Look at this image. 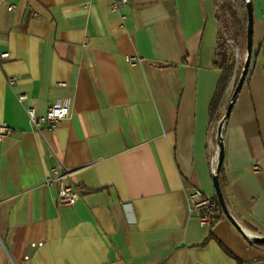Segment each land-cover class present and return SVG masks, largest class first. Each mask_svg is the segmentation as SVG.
<instances>
[{"label":"crops","instance_id":"1","mask_svg":"<svg viewBox=\"0 0 264 264\" xmlns=\"http://www.w3.org/2000/svg\"><path fill=\"white\" fill-rule=\"evenodd\" d=\"M250 2L222 177L234 219L264 235V0ZM215 11L214 0H129L118 12L109 0H0V124L11 129L0 139V264H264L225 216L202 223L185 198L191 187L215 196L216 127L233 86L231 75L211 119ZM53 103L67 115L34 129L24 105L43 115ZM54 166L80 191L73 205L44 184Z\"/></svg>","mask_w":264,"mask_h":264},{"label":"built area","instance_id":"2","mask_svg":"<svg viewBox=\"0 0 264 264\" xmlns=\"http://www.w3.org/2000/svg\"><path fill=\"white\" fill-rule=\"evenodd\" d=\"M129 0H109V9L111 12H118L122 7L127 6ZM12 5L8 6L10 10ZM7 57V53H0V58ZM133 57H126L127 62H132ZM9 83L12 82L10 78ZM26 100L25 93L17 94V101L22 103ZM24 111L28 116L34 129L39 130L42 127L51 129L55 127L68 113V107L62 103L51 104L43 115H37L33 106L24 105ZM11 131L5 123L0 124V139ZM257 166L253 169L257 170ZM214 172V169H212ZM68 173L58 167H50L46 171L45 185H57L55 200L61 205H73L80 196V191L72 184L65 182ZM188 212H194L200 222L209 224L213 210L216 208V202L213 197L205 196L198 188L191 187L185 193ZM34 246V244H32Z\"/></svg>","mask_w":264,"mask_h":264},{"label":"trees","instance_id":"3","mask_svg":"<svg viewBox=\"0 0 264 264\" xmlns=\"http://www.w3.org/2000/svg\"><path fill=\"white\" fill-rule=\"evenodd\" d=\"M220 2L221 9L223 10V13H218L216 12V19L218 22V29H217V48H216V54H215V59H214V65L220 69H222V74L219 79L218 85L216 87L214 96L210 102V118L211 119H216V111L218 109V102L220 100V97L228 83V81L231 78V75L234 70L235 62L228 56V50H227V45H226V40H227V33H228V22L225 18L227 14L233 18L236 19V13L233 8V0H214V3ZM227 12V13H226ZM245 39V28L242 29V32H237L234 33L232 36V41L234 42L235 45L239 46L240 45V40ZM240 74V67H237L235 70V81L234 85L236 83V77L238 78ZM223 173V163L221 164V167L218 171V181L220 188L223 191L224 194V179L222 177ZM225 197V194H224ZM213 199L216 202V208L213 210V213L210 218V223L209 225L211 226L215 221L219 220L220 218L224 217V214L219 207V204L216 200V197L213 196ZM250 244L260 247L264 249V244L259 243V242H249Z\"/></svg>","mask_w":264,"mask_h":264},{"label":"water","instance_id":"4","mask_svg":"<svg viewBox=\"0 0 264 264\" xmlns=\"http://www.w3.org/2000/svg\"><path fill=\"white\" fill-rule=\"evenodd\" d=\"M244 1V10H245V59L243 66L240 69V74L238 76V79L233 86L230 100L227 103V106L225 108V111L220 118V120L217 123L216 127V134H217V141H218V152H217V158L214 166V172L212 171V183L214 187L215 197L219 204V207L221 208L224 216L234 225L237 227V229L247 238L248 242H259L264 244V235H253L249 230L241 227L237 221L232 216L228 205L226 203L224 194L222 189L220 188L219 181H218V171L222 164V158H223V144H222V132L224 129L225 122L229 116L233 101L240 90L246 74L248 70V65L250 62L251 57V51H252V7L250 0H242Z\"/></svg>","mask_w":264,"mask_h":264},{"label":"rangeland","instance_id":"5","mask_svg":"<svg viewBox=\"0 0 264 264\" xmlns=\"http://www.w3.org/2000/svg\"><path fill=\"white\" fill-rule=\"evenodd\" d=\"M216 6V12L223 13V10L221 9L220 2L214 3ZM233 8L236 13V19L231 18L228 14L225 16L227 22H228V33H227V50H228V56L235 62L234 67H241L243 66L244 59H245V39L240 40V45L237 46L232 41V36L234 33L242 32V29L245 28V17H244V1L242 0H233ZM227 13V12H226ZM238 78L236 77V80ZM235 81V73L232 74L231 82L234 86ZM232 86V89H233Z\"/></svg>","mask_w":264,"mask_h":264}]
</instances>
